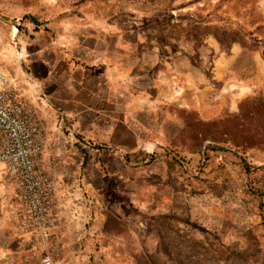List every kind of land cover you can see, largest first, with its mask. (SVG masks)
Returning a JSON list of instances; mask_svg holds the SVG:
<instances>
[{
    "label": "rangeland",
    "instance_id": "374dc122",
    "mask_svg": "<svg viewBox=\"0 0 264 264\" xmlns=\"http://www.w3.org/2000/svg\"><path fill=\"white\" fill-rule=\"evenodd\" d=\"M96 35L103 47L122 45L123 80L133 78L142 90L135 102L158 118L134 151L87 138L67 115L51 124L43 112L37 77L70 71L66 42ZM0 71V88L12 87L62 134L82 167L114 156L165 169V206L149 202V186L97 192L124 204L76 219L71 264H264V0H0ZM163 122L171 140L157 129ZM10 196L17 200L14 187ZM53 197L59 213L67 192Z\"/></svg>",
    "mask_w": 264,
    "mask_h": 264
},
{
    "label": "crops",
    "instance_id": "0c3cea01",
    "mask_svg": "<svg viewBox=\"0 0 264 264\" xmlns=\"http://www.w3.org/2000/svg\"><path fill=\"white\" fill-rule=\"evenodd\" d=\"M89 37L95 38H86L84 41L82 37H76L77 43L74 40L66 42L71 44L67 45L64 55L73 57L64 58L68 61L70 71L56 75L53 70H49L37 77L36 84L42 89L38 91L39 98L49 102L43 112L47 114L46 119H50L51 124L54 117L67 115L74 127L87 138L134 151L143 139L150 138V134L155 131L153 128L158 119L155 110L135 102L142 90L134 85L133 78L123 80L122 45L113 40L107 48L101 46L102 41L97 35ZM48 62L49 60L44 63L47 65ZM159 119L163 120L160 116ZM40 124L46 131L47 144L43 155L45 170L54 190L65 191L68 196L60 199L58 227L45 247L57 263L71 264L68 257L75 251L78 235L75 229L76 219L86 223L92 219V210L95 208L124 204H118L117 199L98 197L97 192L138 191L149 186L148 189L153 194L149 202L155 206L166 205L158 195L160 185L165 182L164 168L157 169L155 165L144 169L123 166L114 156L105 158L99 165L82 167L79 164L81 155L77 153L70 156L62 134H53L49 131L51 129L48 124ZM165 125L163 122L157 129L163 131L165 141L171 140ZM91 156L95 159L97 155L91 153ZM49 159L57 164L47 166ZM1 173L5 172L0 168V264H43L42 252L45 248L22 227L17 200L10 196L13 187L17 195L16 182L14 181V185L3 183ZM80 209L86 212L79 214ZM58 250L65 253L63 260L56 259Z\"/></svg>",
    "mask_w": 264,
    "mask_h": 264
},
{
    "label": "built area",
    "instance_id": "2783aa9c",
    "mask_svg": "<svg viewBox=\"0 0 264 264\" xmlns=\"http://www.w3.org/2000/svg\"><path fill=\"white\" fill-rule=\"evenodd\" d=\"M6 81L0 71V84ZM45 147L46 131L36 112L17 100L12 87L0 88V168L6 167L16 182L22 227L44 248L58 227L55 190L43 162ZM42 263L59 264L46 248Z\"/></svg>",
    "mask_w": 264,
    "mask_h": 264
},
{
    "label": "bare ground",
    "instance_id": "6f19581e",
    "mask_svg": "<svg viewBox=\"0 0 264 264\" xmlns=\"http://www.w3.org/2000/svg\"><path fill=\"white\" fill-rule=\"evenodd\" d=\"M18 35V32L16 29H14V31L12 32L11 36L13 39H15ZM23 57V53L22 52H19V58H22Z\"/></svg>",
    "mask_w": 264,
    "mask_h": 264
}]
</instances>
